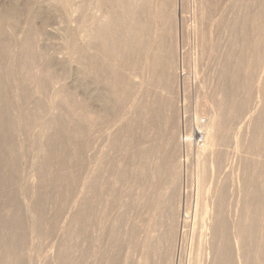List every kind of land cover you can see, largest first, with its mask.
<instances>
[{
  "label": "bare ground",
  "instance_id": "bare-ground-1",
  "mask_svg": "<svg viewBox=\"0 0 264 264\" xmlns=\"http://www.w3.org/2000/svg\"><path fill=\"white\" fill-rule=\"evenodd\" d=\"M17 1L21 2L19 0H16V3ZM55 1L62 7V9L64 8V10H67V13L69 14L68 11L70 10L72 0H54V3ZM30 2L31 1L29 0V2L27 3L29 4ZM83 2L81 0L79 4L81 3L83 4ZM251 2L255 4L254 11L253 9L250 10ZM76 3L78 4V2L75 1V4ZM85 3L87 4L88 2ZM97 3L98 2H96V4ZM35 4L36 3L34 2V5ZM59 5L57 6L60 7ZM85 5L83 7H85ZM88 5L90 4H87L85 10L88 8ZM72 6H74V4H72ZM82 6L80 7L82 8ZM95 6L96 8L97 6H99L98 8L101 9V21H98L99 19L98 20L93 19V21L91 22L92 31L90 30L86 38L87 41L89 42L91 41H93L92 43H94V41L97 42L98 46L96 47L98 48V51L95 52L96 51L95 50L94 51L95 53L93 52L92 54L91 52L90 53L87 52L89 51V49L87 50L82 49V48H87V46L86 47L81 46L82 48H79V46L77 47L76 38H75L76 35L74 36L73 32H72L73 34L70 33L66 38L67 48L68 50L71 51V53L75 52V55L77 54V59L78 62L80 63V66L82 65L84 67L85 65L86 70L94 74L96 80L98 82H101V85L104 88H106L105 91L106 90L110 91V92L107 91L108 93L106 92V95L112 94V97H114L111 99L110 97H107L108 95L105 97L103 94L104 97L101 98V107H102L101 116L104 119H106L109 116L110 113L109 109L111 108L113 103H117V105L119 104L120 107H122L124 103L127 104L128 99L131 100V105L129 104L130 102L127 104L130 105V110H129L130 115L126 114L128 110L125 113L126 116L128 115L130 116L129 122L128 123L119 122L120 126L119 128L117 127L116 131L114 130L115 132H112L113 135L112 137H110L111 139L107 137L108 139L111 140L110 143L109 140L107 139L108 140L107 144L108 143L110 144L109 146L110 148L108 147V149L113 150L114 152L120 151L121 153L119 157H122L121 155L122 150L126 146H128L130 150L128 151L127 161H123V159L120 158L118 160V155L116 156L117 158L115 156H113L114 158H112V154L110 153L111 151L109 152L108 150L107 153L109 152L111 156L110 154H106V153L105 154L103 153L102 156L109 155L110 158H107L106 156L104 158L103 156L104 158L103 160L102 159L100 161L98 160L99 161L98 165L101 163L98 169L93 166L97 170L93 171L94 172L93 179H91L90 177L88 178L89 180H92L91 183L89 182L90 183L89 184L86 181H83L84 179L82 178L83 179L82 182H86L87 184H89L87 185V187L83 185L85 187L84 189H86L85 192L87 194L86 193L85 194L88 196V198L86 200L82 199L83 201L78 200L82 203L77 205L78 208L75 209L76 213L75 212H74L75 214L72 213L73 215L72 217H70L71 219L68 216H65L68 217V219H70V225L72 228L76 226L75 229L76 231L74 232L73 229L71 230L72 232H70L69 231L70 228L68 227L67 231H69L68 233H70L69 234L70 236H68V233L66 232V228L64 227L65 229H62L61 227L62 231L65 230V233H67V234L62 233V236L67 235V237H71L72 238L71 240L74 241L73 238L77 237L76 235L83 237L84 235H86V233L88 234L89 228H90L89 231L92 230L93 232L94 230L91 229L92 226H95L94 229L96 232V230H98V228H96L97 227L96 225H98L99 223L94 225V222L96 223L99 220L97 219L99 218V215L96 214V211H98L97 209L98 205L101 203V206L103 207V205L106 204V206H108L109 208V206H111V204L109 203L110 201L106 202V200L115 201V199L117 198L116 193L118 192V191L116 192L117 190L116 188L119 187L120 184L126 183L130 187L129 190L130 192L128 193L129 200H127V203L125 204L126 212L125 213L121 212V213L123 214V217L127 213L125 215L127 217L128 215L130 216V212H131V216H132L131 223L129 222L130 225L128 226V230L126 229L127 231L125 235L127 239L123 237L124 236L123 228L126 227L127 224L123 227L124 220L123 217H121L120 220L117 219L119 221V224L115 227L114 226L112 227V232H111L112 246H110L111 242L110 243L106 242L107 244H110L109 245L110 247L113 248L112 250L113 252L110 251L112 248L109 249V246H108L109 250L108 249L107 250L108 252L110 251L112 253L110 254L111 256L108 254V252H106L107 250L104 249L103 252L102 251L103 249H101V253H100L101 260L106 259V257H104L105 252L108 254L107 255L105 253L106 256H108L107 257L108 261L104 260L107 262V264H169L168 262L171 263V261H173L172 259H176L174 257L172 258V255H175L174 254L175 250L172 249H174L177 245L176 244L174 246L173 243H174V235L178 232V230L177 232H175L176 218L173 217L174 215H172V213H174V211L171 212V210H173L172 204L174 203L175 205L173 199L177 191L176 187L178 186L177 182L179 178L178 177L179 169H177L176 160L174 156V153H176L175 151H177L176 150L177 148L174 146L173 138L171 137L174 132L171 122L173 119V110H172L173 106L171 102L173 100H171V98L174 97H170V95H171L173 78H175V77L172 78V72H174L175 70L176 75L175 73L173 74L176 76L177 79V74L179 73V69L183 64V44L185 39L184 36H186V34L184 33V29H185L184 25L185 22L187 21V17H188V16L186 17L187 14V15H191L190 19H192V22L194 23V28H195L194 31L196 33V36H199L198 42L201 46V50L203 54L210 53L212 51H217L218 53V51L221 49V44H222L221 41L224 39H226V42H224V44L226 43V45H224V47H226L225 49L227 50V52L224 51V53H226V55L224 54L225 57L223 55L224 58L222 56L221 58L220 55H218L220 57V60L223 59L219 72H217L218 81H219L218 88H220L221 91L220 101L216 98L217 101H219L217 105L218 109L214 110L212 108L213 109L212 114L209 113L210 111L208 112V114L210 115L209 117L210 123L206 128L205 145L196 151L197 154L196 184H198L199 188L195 186L197 187L196 192L198 193L197 194L198 200L197 203L196 202L195 203H196V209L198 208V206L199 207L201 206L202 209L200 210L201 213L198 216L197 214L194 216L195 220L198 219L196 220V223L197 226H199V228H197L193 224L197 229H195L194 227L195 231L192 230L194 232H196L197 230L196 234L194 235H196L195 238H197V242H198V244L196 243L197 244L196 249L198 250V252H196L197 253L196 262L193 263L194 262L193 258L195 257L194 256L195 254L193 253L194 257L192 258L193 262L191 261V263L192 264H264V0H252V1L251 0H99L98 5ZM74 7H78V5ZM31 8H34V6ZM76 9L74 8L75 11H77ZM31 10H29V13L32 12ZM85 10L82 9L81 12L84 13ZM14 11L12 10L0 11V25L8 21L9 25L7 24V26L6 25L4 26L6 28L9 26L11 28V32L13 31V33H15L14 32L15 29L19 25L18 19H16ZM36 12H40V11H36ZM36 12H34L33 14L30 13L31 17L29 16L30 19H28L29 22H28L27 32L25 30L26 34L24 37H22L23 41L21 43L24 42V45L21 47L22 49H24V51L21 50V52L23 51V57L20 58L21 59L23 58L24 60H21V65L19 64L20 66L19 65L18 66L22 67L24 71L34 66L30 61V58H28V54L30 53V51L32 54V52H34L35 50V49L33 50L32 47L34 46L32 45L35 44V43L33 44V41L36 36L33 25L34 20L36 18L35 17ZM67 13L65 15H67ZM85 17L90 18L89 16L86 15ZM37 18L38 19L40 18L39 15ZM91 19H89V21H91ZM82 21L85 24L87 22L88 24L86 25L90 24L88 21H86V19H82ZM83 23L82 26H84ZM250 26H252V31ZM9 27L7 28V30L10 29ZM1 30H0V56L3 55V53L6 52L7 50L9 51V48L11 49L10 46L12 44V42L9 41V43L11 44L8 47L7 45L9 43L7 44L6 42L5 44L7 38L4 39L5 36L3 37L5 33L9 34L7 32L10 31L6 32L5 29L4 30L5 32H3ZM212 31H214L213 32L214 34L212 33ZM11 36H13V34L12 35L9 34V37ZM87 45H89V43H87ZM24 52L28 53L26 54L27 56L25 55L26 58L24 57ZM222 54H223V50H222ZM2 57H4V55ZM13 67L14 66L9 67L10 70L5 72L6 74L4 73V75H6L8 78L6 79L7 82H5L6 80L4 81V79L2 80L3 77L2 78L0 77V150L3 149V151L0 152V172L4 167H8L12 170L11 174L8 177L6 178L0 177V185H3V183L5 184L7 183V185L11 187L10 188L11 190L9 189V191H11L10 194L6 196L9 197L10 199L9 202L11 201L12 206H14L16 211L10 215L11 217L9 218L10 220L8 221H10L9 224L11 228L14 229L12 230V233L15 231L18 232L19 230L20 234L19 233L16 234L15 232L16 235L12 236L10 240L6 238L5 241L8 240L9 244L7 245L8 243L7 241L6 242L7 246H5V243H3V246L6 247L5 248L6 251L8 248V251L10 250V252L11 251L13 253L15 252V254H11L13 255V259L8 256V259L9 258L11 259V261L9 259L10 262L7 260L9 263H6L4 258H3L4 261L2 260V263L4 262L5 264H23L21 258L22 254H20V249L23 250L25 246H23V248L22 247L20 248V246L21 243L23 241L26 242V240H25V236L22 235L20 230L21 231L23 230L22 232H24L25 228L22 229V227L25 226L24 224H26L25 222L27 221L25 220L23 223L22 215L23 216L25 215L23 213L21 214L19 212L21 210L16 207L19 204L14 194V189L18 188L17 187L18 183H20L18 181L20 176V170H22L19 168L21 166V164H19L21 159L17 147L18 144L16 143L18 141L15 142V132L16 129H21L22 125L19 126L20 128L19 127L17 128L18 122L19 124H21L20 123L21 121L18 120L19 116L18 117L13 116L16 114V113L14 114V111H12L15 108L12 109V105L8 100V98L2 97L1 93L7 90L9 86L12 87V85L14 86V83H16L15 86H18L19 89H21L23 93L26 95L29 90V85H27L28 88H26V85H24L25 83L24 84L21 83L23 81L19 82L16 78L15 79H13L14 77L12 78V76H16L11 74ZM126 71L130 72V76H131L130 78L128 77L129 75L126 76L127 73ZM25 73L26 72H24V74ZM27 73L28 74L26 75L29 76L31 72L30 73L27 72ZM51 75L53 74L51 73ZM46 76L48 77L46 81L43 80H42L43 82L38 81L40 84L39 83L37 84L39 86L38 93H41V95L45 90L47 91L49 90L47 89V85H49V82L51 83L53 82L54 79L52 80V78L57 77V76L55 77V75H53V77L52 76L49 77L47 73ZM25 78L23 80L27 79ZM28 81H30L29 78ZM55 82H53V84ZM59 83L56 82L57 86ZM26 84H30V83H28L26 80ZM255 84H257L256 85L257 89H255L256 95H254L255 92H253V87L255 86ZM173 85L175 86V84ZM57 86L56 88H58V90L56 92L54 91L55 92L54 93L55 95L53 94L54 97L59 98L63 101L65 100L66 103L70 101L72 97H70L68 92H66L67 86L64 85L63 86L60 85L61 87H57ZM31 89L34 90L33 86ZM53 89H55L54 85H53ZM44 94L46 93H43L42 96H44ZM172 96H174V94ZM254 96H256V99L253 98ZM253 100H255V108H257L256 107L257 105L258 106L260 105L259 107L260 109H258V111L255 114L253 112L254 110V105H252L254 104ZM63 101L60 102L63 103ZM112 101L113 103L110 105ZM39 102L37 101V104ZM68 103H72V102L70 101ZM73 103L75 102L73 101ZM40 105L41 104H39V106ZM22 107L23 106H21V108ZM87 107L82 105L81 108L79 109L81 110V113H83L86 116L85 118L88 119L86 120V122L87 121L89 122V123L87 122L86 124L88 126V124L90 125V123L95 122L93 121L94 119L92 118L95 116L91 117L89 115L90 112ZM118 108L119 107H117V109ZM39 109L42 108H38V110ZM56 110H60L62 112L64 111V109L61 110V108H57ZM71 110L69 112L70 114H71ZM203 111L206 112L205 110H199L196 112V114L198 115L200 114L199 112H203ZM69 113L68 111H65V114H69ZM70 114L68 116L72 117L71 116L72 114L71 115ZM83 114L81 117L84 118ZM124 115L122 114V116ZM70 117L68 118L66 115L64 119L71 121ZM117 117H119L118 114ZM83 118L82 119L79 118V119L82 121ZM113 118L115 119V116H113ZM64 119L63 116H58L53 118L51 117V119L49 120L45 119L47 121L46 122L43 121V123H41L42 126L43 124L45 125V131H43L42 132L43 135L42 134L41 135L42 136L45 135L46 137V135H48L50 132L51 135L55 138L56 142L52 143L51 142L52 140L49 139L50 142L48 144L45 143L47 140L43 142L44 144H41L42 148H44L43 150L46 152V155L43 157L44 155L43 150H42L43 153L42 152L40 154L38 153L39 155L41 154L43 155L42 158H40V161H38V164H36L38 165L39 168H37V170L33 169L34 171H36L34 173L37 175V177L35 178L39 182L38 184L36 180L37 183H35L34 185H37L36 186L37 188L35 187V189L39 190L40 187H45L43 185H46L47 188L48 187L47 184H50V186H53L56 189H59L57 188L58 187L57 185L61 180H64V176H66L65 171L66 170L68 171V169L66 168H68L67 164H69V162L73 161L72 163L75 164L74 169L76 167L78 172L79 171L81 172L83 169V165H84L83 157L85 156L84 152L86 153L85 150L89 145L86 136H88V133L90 132L89 131L87 132L86 131L87 129L84 127V125H82V123L84 124L85 121L82 123L78 122V124L77 122L74 124V121L73 122L71 121L70 123H73V125L71 124L72 127L69 125L71 128L68 131L69 128L67 129L66 126L67 121L65 122ZM99 119L100 117L98 118V120ZM118 119L116 121V124L112 125V122H114L115 120H112V122H110L112 125L111 127L119 124ZM251 122H253L251 127L252 133L250 132L252 135L250 134L251 138L248 139V143L247 142L245 143L244 140L247 137L245 135V137L243 138L245 133L244 131H246L245 130L246 126ZM105 123L107 124V120ZM174 124L175 122L173 123V125ZM164 125H169L171 127V131H173L170 133L171 134L170 137L166 135V137H168L166 140L163 138L164 132H162V128ZM31 126H33L32 118H29V120L24 122V127L26 128L29 127L33 129ZM208 128H209V132L207 130ZM251 128H248L247 130ZM108 130H106V132H108ZM242 132H244L243 135ZM104 135H105V131H104ZM92 136H94L93 133ZM105 136H109V135H105ZM105 136L102 135V137L104 138ZM96 137L98 138V136ZM100 137L101 136H99V139ZM92 142H93L92 143L93 146V144H95L96 142L94 141ZM69 144L75 147V150H73L72 148V150L76 152V154L74 153V156L73 154H70ZM164 144L166 146H164ZM56 145L59 146L58 149ZM89 146L91 147V144ZM107 146L105 147L107 148ZM39 147L40 144L37 148L39 149ZM163 147L168 148V151L167 152L162 151ZM221 147L222 148L224 147V150L225 149L230 150V148L232 149V152L230 150L231 154L229 153V155H231V158H228L227 156L228 153H226V151L225 152L220 151ZM227 147L229 148L227 149ZM42 148H40V150ZM88 149L91 151L93 147L91 149L88 147ZM240 151L243 154L241 155L240 158L242 173L240 176V181H239L240 187L238 188V190L237 191L232 190L234 192H232V197L229 198L227 189L230 187L227 188V186L230 184V181L228 183L225 180L223 182H227L228 185L222 184L221 187L216 188L215 192L213 191V194L215 195L216 198V200H214L215 202L213 203V206L210 207L206 204H203L201 200L202 198H205V194L208 193L207 184H208V180L210 179L209 171H208L209 168L211 167L210 170H212V167H216L215 170L216 172L218 170L219 174L216 175L218 173L217 172L215 175L219 177L221 175L220 172H222L223 168L225 167V162H227L230 159L231 161L228 162L231 163V170L229 171L231 172L233 170V167L238 168V165L236 167L235 164H238L237 163L239 159L238 153ZM161 152L167 154L166 155L163 154L162 157L159 154ZM125 153L126 152H124V154ZM162 158H164L165 161H163ZM94 163H96V161H94ZM213 164L215 166H213ZM233 164L235 166H233ZM93 167L91 169H93ZM56 168L60 171L58 172L59 174L56 177L54 176L53 178H49V173ZM226 169L228 170V168ZM71 172L72 170H70V173L68 172L67 175L71 174ZM229 172L227 173L232 176L233 173H229ZM74 173L75 172H72V174L69 175L70 178L69 176L68 177L66 176L68 180L66 187L64 188V190H62L63 196L60 197L61 196V192H60V196H59L60 199L59 197L58 198L56 197V199L59 200V203L61 202L60 204L62 205L67 201L66 199L72 188H74L75 185H77L76 183H79L78 182L79 173H77L78 175ZM235 173L237 172H234V174ZM210 174L213 173L210 172ZM237 174L239 175V173ZM214 176L211 175V177ZM223 178H225V176H223ZM79 181H81V179ZM29 182L32 183L29 180L27 184ZM232 182L233 181H231V184ZM238 186L236 187L234 186V188H237ZM46 188H43V190L44 189L47 190ZM41 189L39 190L40 193L45 194L46 191L44 190V192H41ZM9 191H7V193ZM228 191L230 190L228 189ZM2 192L4 193V191ZM72 193L74 194L75 192L71 191V194ZM213 194L211 193V196ZM46 195L47 194H45L44 196ZM3 197L6 198L1 193L0 195L1 201L3 200ZM68 198L70 199V197ZM34 201L32 202L33 204L30 206L29 209L33 218L31 233L34 235V237L31 238H35L36 235L38 238L40 233L43 234V232L41 231L43 229L41 227H42V217L44 214L43 212L45 210L44 208L45 206L43 203V197L41 195L39 198H37V201L35 203ZM27 202L29 203V200ZM164 203H166V214H165V221L163 224L162 206ZM29 205L30 204H28V206ZM209 205L211 204L209 203ZM57 208L59 209L58 205ZM106 208L107 207H105V209ZM100 209L102 210V208ZM114 209L116 210V208ZM6 210L8 211V209ZM127 210L128 211L131 210V211L128 212ZM104 212L106 213L105 210ZM56 213L58 212H55V215L57 216L58 214ZM101 214H100L101 218L99 220L101 225L98 226L103 227L105 225L103 223L104 220L106 219L105 222H108L109 220H107V217H105L106 216L105 215L103 216V219L104 217L105 219L102 222ZM2 215L3 214L0 215V224L2 225L4 223L5 226V220H7L8 218L5 219L6 218L5 215L4 217ZM55 215L54 217L57 218ZM62 215L63 214L61 213L59 215V218L60 217L62 218ZM96 215L98 217H95ZM55 218H53L54 221ZM193 221L194 220H192V222ZM55 222H51V225L48 228V230L47 231L45 230L47 236L48 235L52 236V233L55 230L57 232L59 231L60 227L58 225L60 223L58 222L59 223L58 224L56 222L57 223L56 224ZM108 224L109 222L106 225ZM27 225L28 224H26V226ZM108 228H110V225ZM26 229L28 230V228ZM101 229L102 228H100L99 231H101ZM107 231H109V229L107 230L106 227L105 233L107 234L106 236H109L108 235L109 232ZM184 231L182 233H184ZM27 232L29 233V235H27L25 231L27 237L29 238V236H31L32 234L29 232V230ZM103 232L101 231L102 234H104ZM44 235H42V237L40 235L41 238L39 237L40 239H38V241L41 240ZM55 238L53 240L51 237L53 242H56ZM124 238L126 239V242H128L127 243L128 248H130V250L132 251V253L131 252L130 253L131 254L134 253L133 256H135V254L139 255V258L136 256L139 259L138 262L136 260L135 263L134 262L132 263V261L134 260L132 258L133 259L132 261L129 259L131 263H128L129 260H127V258L130 257L128 256L126 259L122 257V250L124 249V244H126V242L124 243L125 241ZM107 239L109 241L110 238L108 237ZM35 240L37 239H34V243H36ZM63 240L64 239L62 238V240L60 241L67 243L69 238L65 239L67 241L65 240L63 241ZM78 240L75 239V241ZM80 240L76 243L80 244ZM32 241L33 240H31V242ZM60 241H59L60 244L57 243L56 245L59 244L60 245L59 248L63 247L64 250L62 252V255H60V257L61 256L62 257L60 258L58 255L57 257L61 259L58 260V262L61 261L63 264V262H65L64 254L67 255L69 254L67 257H70L71 254L68 251L72 248L73 244L74 245L76 244L75 241L73 243L69 240L68 242H71L72 244L71 243L69 244L72 246L70 248V245L67 243L69 245V247L67 246L68 247L67 249L65 248L66 245L64 244L65 246H63V244ZM102 242L104 241H101V245L103 244ZM50 245L51 243H49V246ZM4 247H1V251H0L2 257L4 256L3 255L4 252L2 251V248L4 249ZM54 247L52 249H55ZM25 248L27 249V247ZM56 248H58V246H56ZM175 253L177 252L175 251ZM67 257L65 260H67ZM5 259H7L6 256ZM28 259H30V257H28ZM37 260L38 257L35 261L39 263L38 262L39 260L38 261ZM55 260H57V258L54 259L53 261L55 262L54 264L58 263ZM36 262L35 264H37ZM180 263L181 261L179 262V264ZM31 264L33 263L31 262Z\"/></svg>",
  "mask_w": 264,
  "mask_h": 264
},
{
  "label": "rangeland",
  "instance_id": "rangeland-1",
  "mask_svg": "<svg viewBox=\"0 0 264 264\" xmlns=\"http://www.w3.org/2000/svg\"><path fill=\"white\" fill-rule=\"evenodd\" d=\"M19 1H21V2H18L17 1V3H16V0H14V1L13 0H0V9H1L0 11H5V10H12V11H14L15 10L14 11L15 12V17H16V19H18V22H19L18 23L19 24L18 27H16V29L14 31L15 33H13V31L11 32V28L9 26H8L10 28L9 30H7L8 27L6 28L4 26V25L7 26V24L9 25L8 21H6L7 23L5 22V23L1 24L3 26L0 25V30L3 28L1 31L5 32L4 30L6 29V32L7 31H10V32H7V33H9L10 35L13 34V36H11V37H9V34H6V33H5V35H3V37L5 36L4 39L7 38L6 41L3 39L5 41V44H6V42L8 44L9 41L12 42V44L9 43L7 45L9 47V45L11 44L10 47H11L12 50L9 48V51L7 50L6 52L3 53L4 57H2L3 55L0 56L1 57L0 58V74H1L0 77L1 78L3 77L2 80L4 79V81L6 79H8L7 76L4 75V73L7 72L8 70H10L9 67L14 66L12 68V73L11 74L16 75V76H12V78L13 77H14L13 79L16 78L19 82L20 81H23L21 83H23V84L25 83L24 85H26V88H28L27 85H29V90H28V92H27L26 95L23 93V91L21 89H19L18 86H15L16 83H14V86L13 85H12V87L9 86L7 90H5L4 92L1 93V96L2 97L8 98V100L10 101V103L12 105V109L15 108L14 110H12V111H14V114L16 113L13 116H15V117H18L19 116V119L18 120L21 121L20 122L21 124H19V122H18L17 128L20 125H22L21 126V129H16V132H15V142L18 141L16 143L18 144L17 147H18V150H19V153H20V159H21V161L19 162V164H21V166L19 168L22 169V170L19 169L20 170V176H19V181L18 182H20V183H18V186H17L18 188H15L14 189V194H15L16 199H17L18 204H19L16 207L21 210V211H19L21 214L23 213L25 215V216L22 215V217L24 218V219L22 218L23 223L26 220L27 222H25V223L29 225V226L28 225L26 226V224H24L25 226L22 227V229L25 228L24 232H22L23 230L22 231L20 230V232L22 233V235L25 236V240H26V242L23 241L21 243L20 248L21 247L23 248V246L27 247V249L24 247L26 250L24 248H23V250L20 249V254H22L21 255V258H22V261H23L22 263L23 264H31V262H32L33 264H35V262H36L35 260L38 257V260L39 261L38 260L37 261L39 263L36 262L37 264H54L55 263V262H53L54 259L57 258V260H55V261L58 262V260H61L60 258L62 257V256L60 257V255H62V252H63L64 249H63V247L62 248H59L60 247L59 241L62 240V238L64 240L69 238V240L71 242H73V243H74L75 239L76 240H78V239L80 240V238H81L80 244H77L76 243L79 240L78 241H75V244L76 245L73 244L74 247L69 244V243H71V242H68L69 240L68 241L65 240L70 245V248H71V246H72V248L71 249L69 248L70 250L68 251L71 254L70 257H67L69 254L68 255L67 254H64V256H65L64 261L65 262H63V264H68V263L69 264H103V263L104 264H107L106 261H108L107 260L108 259L107 258L108 256H106V254H107L106 252H108V250L112 248V247H110V246H112V242H111L112 227L113 226L115 227V226H117L119 224V221L117 219L120 220L121 217H123V214L122 213H125L126 212L125 211L126 210L125 204L127 203V200H129L128 199V196H129L128 193L130 192L129 191L130 190V187H129L128 184L123 183V184H120L121 186L119 185V187L116 188L117 189L116 192L118 191L119 193L118 192H117L118 194L116 193V195H117L116 197L117 198L115 199V201H111V200H106L105 199L106 202H109L110 201L109 203L111 204V206H109V208H108V206H106V204H104L105 206L103 205V207L101 206V203L98 205V208H97L98 211H96V214L99 215V218H97V219L100 220V218H101L100 217V214L102 213L101 214L102 215V222L105 219V217H107V220H109L108 221L109 222L108 225H106L108 223V222H105L106 219L104 220L103 223L105 224L104 225L105 228H104V226L103 227L102 226L101 227L98 226V225H101V223L98 220L96 223L94 222V225L99 223L98 225H96L97 226L96 228H98V230H96V232H95V229H94L95 226H92L91 227V229L94 230L93 231L94 233L92 232V230L89 231V229H90L89 228L88 229V234L86 233V235H84L83 237L82 236H79V235H76L77 237L79 236L78 239H77V237H74V235H73L74 241L71 240L72 239L71 237H67V235L66 236L63 235L65 238L62 236V233H65V230L62 231V229H65L66 228V232L67 233L69 231L72 232L71 230H73V229H74V232L76 231L75 230L76 229V226H74V228H72L71 225H70V219H71L70 217H72V215H73L72 213H74V212L76 213V210L75 209L78 208L77 205L82 203V202H80L78 200H82V199L86 200L88 198V196L86 195L87 193L85 192L86 189H84V188L87 187V185H89L91 183L92 180H89L88 178L90 177L91 179H93V176H94V174H93L94 172L93 171H96L98 169L99 165H101V163L98 165L99 161L101 159L103 160L105 158L106 155H103L104 156V158H103L102 154L103 153L104 154L105 153L106 154H110L111 153L112 154V158H114L113 156L116 157L118 155V160L120 158V159H123V161H127V159H128V151L130 150L129 147L126 146L125 148H123L124 151L122 150V154H121L122 157H119L121 152L120 151H118V152L115 151L114 152L113 150H109L108 147L110 146V144L108 143L109 144L108 145L107 142H108V140H109V142L111 141L110 140L111 139L110 137H112V135H113L112 132H115L116 129H117V127L119 128V126H120V123L119 122H123V123H128L129 122V119H130V116H129L130 115V111L129 110H130L131 100L128 99V101H127V104L130 102L129 103L130 105H127L126 103H124V105H122V107H120L119 104L117 105V103H113V101H112L110 103V105L112 103H113V105L109 109V112L111 114L109 113V116L106 119H104L101 116V111H102L101 98H103L104 96L106 97L108 95V94L106 95V92L108 90L105 91L106 88H104L101 85V82H98L96 80L94 74H92V73H90V72H88L86 70L85 65H84V67L81 65L83 68L80 66V63L78 62V59H77V54L75 55V52L71 53V51L68 50V48H67L66 38H67V36L70 33L73 32L74 33V36L76 35L75 38H76V45H77V47L79 46V48H82L83 46L84 47L87 46V48H82V49H85V50L89 49V51H87V52L88 53L91 52L92 54H93V52L95 50H96L95 52L98 51V48L96 47V46H98L97 45V42L94 41V43H96V44H94V43H92L93 41H91V42L87 41L86 36L90 32V30L92 31V28H91L92 27V25H91L92 23L91 22L93 21V19L94 20H98L99 19L98 21H101V9L98 8L99 6H97V8L95 6V5H98L99 0H87V1L84 0V2L82 0V2H83L84 5L86 4L85 2H88L87 4H90V5H88V8L86 10H85V7L87 6V4L85 5V7H83L84 5L82 3L79 4L81 2V0H74V3H73V0H72V4H74V6H77L78 5V7H74L71 4L70 10L68 11L69 14L67 13V10H64V8L62 9V7L58 3H56V1L54 3V0H44V1L43 0H35V1L34 0H30L31 2L29 4L27 3V2H29V0H19ZM51 1H52V4H51ZM75 1L78 2V4L77 3L75 4ZM34 2L36 3L35 5H34ZM96 2H98V3L96 4ZM26 3L28 4V6H27ZM30 4H32L34 6V8H31L33 6L30 5ZM55 4H56V7H55ZM57 5H59L60 7H58ZM79 5L80 6L83 5L82 8ZM254 5L255 4L251 2L250 10L253 9V11H254V9H255V6ZM28 7H30L32 10L30 8H28ZM73 7L75 9L77 8L76 9L77 11H79V10L80 11L79 12L75 11ZM39 8H40V10H39ZM78 8H81V9H78ZM82 9L85 10L86 13L85 12L84 13L81 12ZM98 9H99V11H98ZM29 10L32 11V12H30L31 14H33L36 11H40V12H36V15L38 14L40 18L38 19L37 18L38 15L37 16L35 15V17H36L35 20L36 21L34 20V23H33L36 36H35V39L33 41V44L34 43L35 44L32 45L35 48L34 47H32V48H33V50L34 49L35 50H34V52H32V54H31V51H30L29 54L24 52V57L26 58V56H27L26 54H28V58H30V61L32 62V64L35 67L32 66L28 70L24 71L23 68L22 67H19V66L21 65V60H24L23 58L22 59L20 58V57H23V51H24V49H22V47H21V46L24 45V42L23 43H21V42L23 41L22 37H24L25 34H26V32H27V27H28V22H29L28 19H30L29 18V16H30ZM65 12L67 13V15H65L66 14ZM85 15L86 16H89L90 18L85 17ZM68 16H70V17H68ZM190 16L191 15H187L186 14V17H187V21L186 22L187 23L185 22V25H184V28H185L184 29V33L186 34V36H184L185 39H184V44H183V64L181 65V67L179 69V73L177 74V79H176V76H175L176 73H175L174 68H173L174 72H172V78L175 77V78H173V83H172V88H171V95H170V97H174V98H171V100H173V101H171L172 102V106H173V108H172V110H173V119H172L171 122H172V126H173V131L174 132L171 131V127L169 125H164L163 128H162V132H164L163 133V138L165 140L168 137H170V135H171L170 133L173 132V134H172L171 137L173 138L174 146L177 148L176 149L177 151H175L176 153H174V156H175V160H176L177 169H179V171H178V177L179 178H178V182H177L178 186L176 187L177 188V191H176V195H175V197L173 199V202H175V205H174V203L172 204V209L173 210H171V212L174 211V213H172V215H174L173 217L177 219V220L175 219V224H176L175 232H177V230H178V232L176 234L178 235V233H179V235L177 237V235L174 233L176 236L174 235V243L175 244L173 243V245L174 246L176 244L177 245H176L175 248L173 247L174 249H172V250H175L177 253H175V251H174V254L175 255H172V258L174 257L176 259H172L173 261H171V263L168 262L169 264H172L174 262H175L174 264H179L180 261H181L182 264H189V261H190V264H192L191 261L193 262V260H194L193 263L196 262V256H197L196 255L197 254L196 252H198V250L196 249L197 248L196 245L198 244V242H197V238H195L196 235H194V234H196L197 230H196V232H194L195 231L194 230V227L196 226L197 228H199V226H197V223H196V220H198V219L195 220V217L194 216L196 214L198 216L201 213L200 210L202 209L201 206L200 207L198 206V208L196 209V203H197V200H198V197H197V194L198 193L196 192L197 191V187H198V184H196L197 183V179H196V177H197V160H196V155L197 154H196V151L197 150L194 147L193 148H186V147H184L183 144H182V142H181V135L183 133L184 120H186V122H185L186 124H188L190 126H193L194 123H195L194 121L196 120L195 118H197V117L198 118H202V119L204 118L207 121V125H206V128H207L208 125H209V123H210V121H209L210 115L208 114V112L210 111L209 113L212 114L213 109L214 110H217L218 109V106L217 105H218V102L221 99V93H220L221 91H220V88H218L219 87V85H218L219 81H218V74H217V72H219V69L221 67V63L223 62L222 61L223 59L220 60V57L221 56L223 57L224 54L226 55V53H224V51L227 52V50L225 49L226 47H224V45H226V43L224 44V42H226V39H224V40L221 41L223 45L221 44V49L218 51V53H217V51H212L210 53L203 54L202 53V50H201V46H200V44L198 42L199 41V38H198L199 36H196V33L194 31L195 30L194 23L192 22V19H190L191 18ZM82 19H86V21H88L90 24L89 25H86L88 23L87 22H86V24L83 23L84 20L82 21ZM89 19H91V21H89ZM82 23H83L84 26H82ZM192 25H193V27H192ZM250 28H251V31H252V26H250ZM25 30H26V32H25ZM187 32H188V34H187ZM213 32L214 31H212V33ZM8 38H9V40H8ZM77 41H78V43H77ZM185 41H187V42H185ZM87 43H89V45H87ZM197 43H198V45H197ZM93 46L95 47V49H94ZM222 47H224V48H222ZM21 50H23V51L21 52ZM90 50H92V51H90ZM222 50H223V54H222ZM20 53H22V54H20ZM212 53H214V54H212ZM218 55H220V57ZM225 55H224V57H225ZM197 57L199 58V61H198V58ZM19 59H20V61H19ZM217 64H218V66H217ZM46 71H48L49 73L46 72ZM24 72H26V73L24 74ZM27 72H29V73L31 72L29 74V76L26 75V74H28ZM126 72H127L126 73V76L129 75L128 77L130 78L131 77L130 76V72L129 71H126ZM128 72H129V74H128ZM46 73H47V75L49 77H51V76L53 77V75H55V77L57 76L56 78L53 77L52 80L54 79L53 82H55V79H56V82L57 83L60 82V83L57 86L56 82L54 84H53V82L52 83L49 82V85H47V89H49V90L48 91L45 90L47 92H45V91L43 92V93H46V94H44V96H45L44 97V96H42L43 93H42V95H41V93H38L39 92V90H38L39 89L38 88L39 86L37 84L39 82L46 81V79L48 78L46 76ZM51 73L53 75H51ZM173 73H175V75ZM20 77L22 78V80H21ZM24 78L30 84H26V80H23ZM28 78L30 79L31 82L28 81ZM58 78H59V80L62 78L61 79L62 81L61 80L59 81ZM5 82H7V80ZM52 84L54 85V88L55 89H53V85ZM55 84H56L57 87H61L60 85L67 86V88L65 87L66 88V92H68V94L70 95V97H72V99H70V101L72 103L74 101L75 103H73V104L72 103H68L70 101H68L66 103L65 100L63 101V100H61L59 98H55L54 97V95H55L54 93L58 90V88H56ZM173 84H175L176 88H175V86ZM30 85L33 86V89L34 90L31 89L32 86H30ZM256 85L257 84H255V86L253 87V92H255V94L253 93L254 95H256V91H255V89H257ZM36 86H37V88H36ZM101 88H103V89H101ZM30 90L31 91H34V92H31ZM67 90H69V91H67ZM174 90H176V91H174ZM29 92H30V95L31 96L29 95ZM108 92H110V91H108ZM20 94H21V96H20ZM103 94H104V96H103ZM173 94H174V96H172ZM51 95H52V97H51ZM107 97H110L111 99L114 98V97H112V94L108 95ZM216 98L219 101H217ZM253 98L256 99V96H254ZM75 99H76V101H75ZM77 99H79V100H77ZM59 100L60 101H63V103H61ZM37 101L38 102L40 101V102L37 104ZM64 102H65V104H64ZM253 103L254 104H252V105H254V110L253 109L252 110H253V112L255 114L258 111V109H260L259 108L260 105L259 106L257 105L256 106L257 108H255V100H253ZM39 104H41V105L39 106ZM85 104H87V105H85ZM82 105H84L86 107L89 106V107H87L88 110H89V112H90L89 115L91 117L92 116H95V117H92L94 119L93 121H95V122L90 123V125L88 124V126L86 125L87 122H88V121L86 122V120H88V119L85 118L86 116L83 113H81V110L79 109V108H81ZM21 106H23V107L21 108ZM42 106H44V107H42ZM46 107H47V109H46ZM117 107H119L120 109L119 108L117 109ZM38 108H42L43 111H42V109H39L40 110L39 111ZM55 108L56 109L57 108H61V110L64 109V111H63L64 114H65V111H68V113H69L70 110L72 109L71 110V114L72 115L69 113L72 117L68 116L69 114H65L64 115L62 111L56 110ZM114 108H116V109H114ZM120 110H122V111H120ZM199 110H205L206 112H204V111L203 112H199L200 114L197 115L196 112L199 111ZM126 111H127V113H126ZM112 112H113V114H112ZM60 113L63 114V115H61ZM121 113L123 115L125 113L126 114H129V115L126 116V114H125L124 115L125 117H124V116H122ZM57 114H58V116H63V119L67 115L68 118L70 117V119H71L72 122L74 121V124L76 122L78 124V122L79 123H82V122L85 121L84 124L82 123V125H84V127L87 129L86 130L87 132L88 131L90 132V133H88V136H86V138H87L88 144L89 145L91 144V147L88 145L87 146V149L85 150L86 153L84 152L85 156L83 157L84 158L83 159L84 160V162H83L84 165H83L82 171L81 172L80 171L78 172L77 169H76V167L74 169L75 164L72 163L73 161L72 162H69V164H67V167L68 168H66V169H68V171L67 170L65 171L66 172V176L68 177L69 175L72 174V172H75L74 174L79 173V175L77 174L78 175V182L79 183H76L77 185H75V187L72 188V190H71V191H73L75 193L74 194L73 193L71 194V191H70V193L68 194V197H70V199L67 197V199H66L67 201L65 202L66 204L65 203L63 204L65 207L62 204H60L61 202L59 203V200H57L56 197L58 198L60 196V192H61V196L60 197L63 196V193H62L63 191L62 190H64V188L66 187L67 180H68V178H66V176H64V180H61L58 183V185H57L58 187L57 188H59V189H56L55 187L50 186V184H47L48 185L47 188H46V185H43L45 187H40V189L42 188L41 189V192H44L45 189L43 190V188H46L47 189V190H45L46 191L45 194H47L46 195L47 198H46V196H44L45 194H41L40 193V191H39L40 189L39 190L38 189H35V187L37 185H34L35 183L38 182V180L35 178V177H37V175L34 173V172H36L34 170H37V168H39L38 165H36V164H38V161H40V158H42V155H43V154H41V155H39V154L41 152L43 153V151H44L43 150L44 148H42V145L41 144H44L43 142L46 141V140L47 141L45 143H47V144L50 142V140H52L51 141L52 143H55L56 142L55 141V138L51 135L50 132H49L48 135H46V137H45V135L42 136L43 135L42 132L45 131V125L43 124V126H44L43 127L41 125V123H43V121L46 122L47 120L51 119V117L52 118L53 117H58ZM82 114H83L84 118L81 117ZM117 114H118L119 117H117ZM29 116H31V117H29ZM113 116H115V119L113 118ZM99 117H100L101 120L100 119L98 120ZM29 118H32V124H33V126H31V127L33 129H31L29 127L28 128L24 127V122H26L27 120H29ZM79 118L80 119L83 118V120L81 121ZM116 118L117 119L119 118L118 119V123L119 124L116 125V126L114 125L113 127H111L113 124H116V121H117ZM45 119H47V120H45ZM111 119L112 120H115V121L112 122ZM64 120H65V122L67 121L66 122V126H67V129L69 128L68 129V131H69L70 128L72 127L73 123H70L71 121H69L67 119H64ZM106 120H107V124L105 123ZM98 121H101V122H98ZM173 121L175 122V124H174L175 126L173 125V123H174ZM110 122H112V125H111ZM252 124H253V122L249 123L246 126V128H245V130H246V131H244L245 133L242 132V135L244 133L243 138L245 137V135L247 137L244 140L245 143L246 142L248 143V139L251 138L250 136L252 135L251 134L252 133L251 132L252 131V128H251L252 127ZM167 126H169V127H167ZM247 127L248 128H251V129L247 130L248 129ZM106 130H108V132H106ZM207 130L209 132V128ZM104 131H105V135H109V136H105L104 135ZM165 132H166V134H165ZM92 133H93L94 136H92ZM102 135L105 136V138L102 137ZM166 135L168 137H166ZM96 136H98V138ZM99 136H101L100 139H99ZM90 137H92V138H90ZM94 137H96V138H94ZM107 137L110 138V139H108ZM101 138H102L103 141L101 140ZM98 139H99V141H98ZM246 139H247V141H246ZM92 141L96 142L95 144H93V146H92V143H93ZM39 144H40V147L38 149L37 147L39 146ZM69 145H70V149H69V147H68V149L70 151V154H73V156H74V153L76 154V152L73 151V150H75V147L73 145H71V144H69ZM105 146H107V148ZM164 146H166V145L164 144ZM56 147H57V149L59 148V146H57V145H56ZM88 147L90 149L93 147L94 150L91 149V151H90L88 149ZM40 148H42V149L40 150ZM72 148H73V150H72ZM228 148L229 147H227V149ZM220 149H221L220 151H224V152L226 151V153H228L227 154L228 158H231V155H229L230 150L232 152V149L231 148H230V150H226V149L224 150V147L223 148L221 147ZM38 150H39V152H38ZM108 150H109V152L110 151L111 152L110 153L109 152L107 153ZM1 151H3V149H1L0 152ZM162 151L167 152L168 151V148L163 147V150ZM241 151L238 153V156H239V159L237 161L238 164H235L234 163L236 165V167L238 165V168L233 167V170L234 171L232 170L231 172H229L231 170V163H229L231 160L230 159L228 160V158H227V160L229 161V162L228 161L227 162L230 165L227 162H225V167L228 168V170L224 167L223 170H222L223 173L220 172L221 173V175L219 176L220 178L218 176H216V175L219 174V171L217 170V172H218L217 173L216 170H215L216 167H212V170H210L211 167L208 166V167H210L209 170H208L209 171L210 179L208 180V184H207V186H208L207 192L208 193L205 194V198H202V200H201L203 202V204H206V205L212 207L213 206V203L215 202L214 200H216L215 195L213 194V191L215 192L216 188L221 187L222 184L228 185L227 182L229 183V181H230V184H231V181H233L232 184H231L232 186L230 184L227 186V188L228 187L231 188V189L228 188L230 191H228V189H227L229 198L232 197V192H234L235 190L236 191L238 190V188L240 187V182L239 181H240V176H241V173H242V170H241V159L240 158H241V155L243 153H241ZM124 152H126V153L124 154ZM164 152H161L159 154L163 157V154L164 155L167 154V153H164ZM111 154H110V156H111ZM45 155H46V152L44 151L43 157ZM108 156L109 155H107L106 157L107 158H110V156L109 157ZM85 157L87 158V160H86ZM164 158H166V157H164ZM164 158H162L163 161H165ZM94 161H96V163H94ZM74 162H76V161H74ZM226 163H227L228 167H227ZM234 164H233V166H235ZM68 165H70V166H68ZM93 166L95 168H97V169H95ZM213 166H215V165L213 164ZM92 167H93V169H91ZM31 170H33V171H31ZM70 170H72L71 174L67 175L68 172L70 173ZM236 170H238V171H236ZM11 171L12 170L10 168L4 167L2 169V171L0 172V177H3V178L4 177L5 178L8 177L11 174ZM224 171H227V172L233 173V174L231 176L227 172H224ZM58 172H60V171L57 168L54 169L53 171H51L49 173V178H53L54 176L56 177L59 174ZM210 172L213 173L214 175L216 173L217 174L214 176L213 174H210ZM234 172L239 173V175L237 173L234 174ZM29 173H31V174H29ZM211 175L214 176L215 178L214 177H211ZM29 176H30L31 179L29 178ZM223 176H225V178H223ZM216 177H217V179L219 181L216 179ZM69 178H70V176H69ZM79 178L81 179V181H79L80 180ZM222 178H223V180H222ZM28 179L32 182V183L29 182L31 184V186H30L29 183L27 184V182L29 181ZM213 179H215V180H213ZM229 179H231V180H229ZM33 180H35V181H33ZM36 180H37V182H36ZM82 180L83 181H86L87 183H89V182L90 183L87 184L86 182H82ZM225 180L227 182H223ZM220 181L223 182V183H221ZM38 184H39V182H38ZM78 184H81V185H78ZM3 185H0V189H1L0 192L6 198L3 197V200L4 201L3 200L2 201L0 200V215L3 214L2 216L4 217V215H5V217H6L5 219H7V218L8 219L5 220V226H4V223L2 225L0 224V251H1V247H4L3 246V243H5V246H7L9 244V241L7 240L8 243L6 245V242H7V241H5L6 238H8L10 240L12 236H14V235H16V234L19 233V230H18V232L15 231L16 234H15V232L12 233V230H14V229L11 228V226L9 224L10 221H8V220H10L9 219L11 217L10 215L16 211V209L14 208V206H12L11 201L9 202V200H10L9 197L6 196V195H9L10 194L11 191H9V189L11 187L8 186L7 183L6 184L3 183ZM23 185H25L26 187L23 186ZM215 185H217V186H215ZM195 186H197V187H195ZM234 186L235 187L238 186V187L237 188H234ZM5 189L7 191H9V192L7 193V191ZM55 189H56V191H55ZM211 189H212V191H211ZM232 190H234V191H232ZM2 191H4V193ZM19 191H21V192H19ZM29 191H30V193H29ZM35 192H36V194H35ZM1 193H0V195H1ZM27 193L29 194L30 197L28 196ZM211 193L213 194L212 196H211ZM40 195L43 197V203H44V206H45L44 207L45 210L43 212L44 214H43V217H42V227H41L43 229V230H41L43 232V234L40 233V235H41V237L44 234L46 236L44 235L43 238L38 241V239L41 238L40 235L38 236V238H37V235L35 236V238H31V237H34V235L31 233V228H32V225H33V218H32V214L29 211V209H30V206L33 204L32 202L35 200L34 201V203H35L37 201V198L40 197ZM71 196H73L74 198L71 197ZM7 197H8V199H7ZM60 197H59V199H60ZM73 199L75 200V202H74ZM28 200H29V203L27 202ZM45 200H46V202H45ZM209 201H211V202H209ZM202 202H201V205H202ZM209 203L211 205H209ZM28 204H30V205L28 206ZM74 204H75L76 208H75ZM57 205L59 206V209L57 208ZM105 207H107V208L105 209ZM10 208L11 209L13 208V209L11 210ZM100 208H102V210L104 209L106 211V213L104 212V210L102 211ZM114 208H116V210ZM6 209H8V211ZM203 210H204V208H203ZM129 211H131V210H129ZM4 212H6V213H4ZM55 212H58V213H56V214H58L57 216L55 215ZM61 213L63 214L62 215V218L61 217L59 218V215ZM103 213H105V214H103ZM70 214H71V216H70ZM165 214H166V203H164L163 206H162V216H163L162 223L163 224H164V221H165ZM54 215L57 218H55ZM125 215L123 217V220H124V223H125V224L123 223V227L126 224L127 225H126V227L123 228V232H124V236L123 237H125L127 239V237H126L125 234H126V231L128 230V226L131 223L132 216H131V212H130V216L128 215L130 218L128 216L126 217ZM63 216H64V218H63ZM65 216H68L70 219H68V217H65ZM103 216H105L104 219H103ZM95 217H98V216L96 215ZM53 218H55V221L57 223L58 222L60 223V224L58 223L59 224L58 226L60 227V229H59L60 232L59 231L57 232L55 230L59 235L55 231H53L52 236L51 235H48L47 236V234L45 232L50 227L51 222H55ZM62 219H63V222L64 223L62 222ZM192 220H194V221L192 222ZM110 221L111 222H114V223H111ZM43 222H44V224H43ZM186 224H187V226H186ZM109 225H110V228H108ZM58 226H56V227H58ZM61 227H62V229H61ZM68 227L70 228L69 231H67L68 230ZM106 227H107V230L109 229V231H107V232H109L108 233L109 236H106L107 235L105 233ZM196 227H195V229H197ZM26 228H28L29 232L32 234V235L30 234L31 236H29V238L27 237V235H29V233L27 232L28 230ZM100 228H102L101 231L102 232L104 231L103 232L104 234H102L101 231H99ZM182 230L183 231L185 230L184 233H182L183 232ZM192 230H194V231H192ZM25 231H26L27 235H26ZM90 232H91L92 235L90 234ZM98 232H99V234H98ZM67 233H65V234H67ZM10 234H12V235H10ZM56 234H57V236H56ZM69 234L70 233H68V236H70ZM183 234H185V235H183ZM104 235L106 236V238H105ZM53 236H55L57 239L55 237H53ZM88 236H89V239H88ZM101 236H102V239H101ZM182 236H184V237H182ZM51 237H52L53 240L55 238L56 242H53V240L51 239ZM108 237L110 238L109 241L107 239ZM117 237H118V234H117ZM30 239L33 240V241L31 242ZM34 239H37V240H35L36 243H34ZM85 239H86V241H85ZM126 239H125L124 243L126 242ZM101 241H104V242H102L103 243L102 245H101ZM52 242H53V244H52ZM106 242L107 243H110L111 242L110 243L111 245L110 244H107ZM49 243H51L50 246H49ZM57 243H59V244L56 245ZM61 243L63 244V246L66 245L65 248L68 249L69 245L66 242H61ZM127 243L128 242H126V244ZM54 244L56 246H58V248H56V246ZM126 244H124V249L122 250V257L126 259L129 256L130 258H127V260L130 259L132 261L134 259L132 261V263L133 262L135 263L136 260L138 262L139 255H136L135 254V256H133L134 253L131 254L132 251L130 250V248H128V244L127 245ZM75 246H77V247H75ZM108 246H109V249H108ZM49 247H51V248H49ZM53 247L56 250L55 249H52ZM104 247H107V248H104ZM5 248L6 247H4V249L2 248V251L4 252V254H3L4 256L2 257V254H0V257H1L0 264H5L4 262L2 263L3 258H4V260H5L6 263H9L11 261L10 258L13 259V255H11V254H15V252L13 253L12 251L10 252V250L8 251V248H7V251H6ZM74 248H76V249H74ZM39 249H40V251H39ZM72 249H73V251H72ZM101 249H103L102 250L103 252H104V249L105 250L108 249L105 252L106 254L104 253V257H106V259L101 260V254H100L101 253ZM193 249L196 250V251H194ZM48 250L51 251V252H49ZM112 250H113V248L110 251H112ZM5 252H8V253L10 252V253L8 254V253H5ZM109 252H108L109 255L112 254L111 252L110 253ZM57 255L60 258L57 257ZM5 256H6L7 259H5ZM8 256L10 257L9 258L10 261L8 259ZM33 256H34V258H33ZM28 257H30V259H28ZM66 257H67V260H65ZM192 258H193V260H192ZM25 260L28 261V262H26ZM31 260H34V261H31ZM62 260H63V258H62ZM104 260H106V261H104ZM130 260L128 261V263H131ZM40 262H42V263H40ZM60 263L62 264L61 261L58 262V263H56V264H60Z\"/></svg>",
  "mask_w": 264,
  "mask_h": 264
},
{
  "label": "built area",
  "instance_id": "built-area-1",
  "mask_svg": "<svg viewBox=\"0 0 264 264\" xmlns=\"http://www.w3.org/2000/svg\"><path fill=\"white\" fill-rule=\"evenodd\" d=\"M194 125L186 124L184 120L183 133L181 135V142L186 148H195L196 150L205 145L206 139V119L195 118Z\"/></svg>",
  "mask_w": 264,
  "mask_h": 264
}]
</instances>
